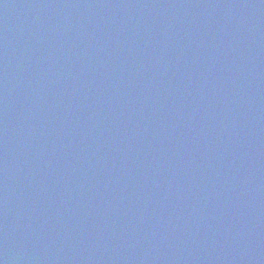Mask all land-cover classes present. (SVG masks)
<instances>
[{
    "label": "water",
    "instance_id": "obj_1",
    "mask_svg": "<svg viewBox=\"0 0 264 264\" xmlns=\"http://www.w3.org/2000/svg\"><path fill=\"white\" fill-rule=\"evenodd\" d=\"M0 264H264V0H0Z\"/></svg>",
    "mask_w": 264,
    "mask_h": 264
}]
</instances>
